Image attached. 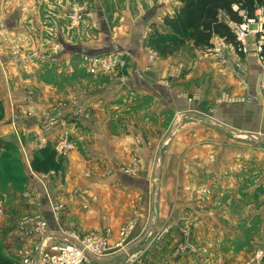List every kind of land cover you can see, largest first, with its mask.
<instances>
[{"label":"rangeland","instance_id":"obj_1","mask_svg":"<svg viewBox=\"0 0 264 264\" xmlns=\"http://www.w3.org/2000/svg\"><path fill=\"white\" fill-rule=\"evenodd\" d=\"M175 5L176 0H0V25L5 24L0 27V59L7 58L9 65H14L12 80L18 88L17 81L24 77L22 84L29 89L26 103L50 108L52 113L45 114L40 121L44 127L50 125L45 132L55 133L52 134L54 142L66 139L73 144V150H77L83 140L81 135L93 131L94 108L114 138L127 136L126 146H134L138 151L134 148L122 160L112 163L114 169L121 172L114 177L118 186L116 199L120 198L123 187L131 185V177L138 179L141 168L149 170L148 178L153 185L158 182V174L167 165L166 152H171L178 137L193 134L198 139L197 147L207 138H222L223 144L215 146L217 152L234 155L232 165L236 167L228 166L223 173L224 192L205 194V178H193L191 184L197 189L187 195L180 215L172 214L176 219L174 223L156 228L150 210L148 224L141 235L146 234V237L139 244L131 241L136 219L119 228L116 239L110 242L112 247L119 246L107 257L109 264H205L204 261L208 264H264V60H261L263 71L259 82L263 99L258 98L257 103H253L252 86L247 80L251 72L244 63V67L235 63L229 65L240 79L246 77L242 79L246 92L243 96H225L222 91L225 81L220 78L223 74L206 69L203 75L196 77L197 89L193 90L190 82L182 84L183 91L174 87L173 79L185 72L184 62L195 61L193 66L198 64V68L207 58L205 52L196 51L188 44L162 56L150 42L154 26L164 29L156 13L160 11L164 20L173 15ZM166 8L171 9V15H164ZM8 23L13 27H7ZM229 50L226 47L216 53H206L208 57L220 55L224 63L236 54L233 48ZM141 57L145 64L169 63L168 68H164L167 69L165 75L156 82L166 90L187 94L188 100L196 95L195 106L189 110L181 103L172 105L166 101L161 107L155 95L140 97L123 93L131 85L130 75ZM153 87L161 92L160 88ZM81 102L85 103V109L78 119L75 108ZM68 105L73 108L67 109ZM67 110L74 113L65 114ZM79 120L86 125L83 134L78 130L83 124L79 125ZM212 125L221 129H213ZM9 136L12 138V133ZM27 144L23 146L26 153L30 150ZM52 146L57 155L54 164L59 168L52 172H69L67 155L73 150L60 152L57 146ZM180 146H177L179 154L188 147L184 145L179 149ZM21 186L18 182L12 184L14 190L22 189ZM169 196L166 192L164 199L169 200ZM3 197L1 213L11 201V196L6 199L4 194ZM221 199L227 202L225 214L229 222L223 226L225 235L216 237L206 234L209 226L204 225L202 216L207 200L220 204ZM56 205L53 202V211ZM171 205L165 209V218L173 210ZM30 217L45 220L40 215L20 218L22 221ZM40 248L29 251L21 246L17 250L18 258L23 264H35Z\"/></svg>","mask_w":264,"mask_h":264},{"label":"crops","instance_id":"obj_2","mask_svg":"<svg viewBox=\"0 0 264 264\" xmlns=\"http://www.w3.org/2000/svg\"><path fill=\"white\" fill-rule=\"evenodd\" d=\"M179 4L176 0L175 6L178 7ZM165 10L166 13L164 15L167 13L171 15V9L166 8ZM255 15L257 20L264 22V7L258 8ZM156 16L161 21L162 27H164L160 11L156 13ZM7 27L11 28L13 26L8 23ZM250 27L253 30L256 29L255 24H251ZM219 38H214L213 48L220 43ZM258 38L259 35L257 34L254 39ZM188 46L192 47V44L190 43ZM213 48L205 51L198 50L205 52L207 56L204 60L205 63H201L198 68V64L195 68L193 66L195 61H183L186 64L185 72L181 77L173 79L172 84L174 87L177 86L183 91L181 89L182 84L190 82L193 84L192 89H197L196 77L203 75L201 73L206 69V71L209 70L211 73L219 72L223 74L220 78L225 81L222 90L225 92V96H243L246 92L242 88L244 86L243 81H245H242V79H246V77L240 79L229 67V65H232L231 63H235V65L240 63L243 67L245 64V67L247 66L251 72L247 80L250 81L249 85L252 86L253 103H257L258 98L262 100L263 96L259 90V82L263 71L262 62L253 55L239 56L231 54V59H225L226 61L223 63L220 55L218 57L214 55L208 57L206 52H214ZM195 50L197 51V49ZM227 50L231 51L229 48ZM143 59L144 57H141L140 60H136V70L132 72L129 78L131 79V85L123 93L140 97L155 95L158 101L157 104L161 107H164L166 101L167 103H172V105H180L181 103L182 107L185 108L186 106L189 110H191L192 106H195L196 103L193 102H195L194 96L196 95L188 100L187 94L182 92L178 94L173 90H166L164 86L160 87V83L156 82V80L160 81V77L165 75L164 73H166L167 69L164 68H168L169 63L160 62L156 65H150L148 63L145 64ZM2 60L0 59V102L3 106V116L0 119V157L5 150L11 152V156L22 165L26 181L23 185L20 183L22 189L17 190L12 188V184L17 182L9 181L6 185L3 183L0 185V202L3 203L5 201L4 194L6 199L8 195L11 196L12 201L5 206L2 213L0 212V256L13 261L15 264H23L21 259L18 258L19 253L17 252L21 246H25V249L29 251L41 247L40 239L30 232V228L20 226V217L24 215H40L43 217L48 223V233L57 239H61L63 235L76 233L80 235L88 233L105 235L110 232L111 240H115L119 228L127 221L136 219V227L131 241L137 243L143 237L141 235L148 224L150 210L154 215V206L157 209L156 228L165 223L175 222L176 219L172 214L180 215L185 207L183 202L187 201V195L190 196L189 194L197 189L191 184L193 178L202 176L205 178L206 185L203 188L205 194L224 192L223 181L225 176L223 173L228 166L231 168L236 167L232 165L234 155H224L217 152L218 149L215 146L223 144L222 138H207L202 143H199L200 146L197 147L195 143L197 137H193V134H188L189 136L186 138L178 137L171 152H166L167 165L158 174V182L153 185V182L148 178L149 170L141 168L143 170L139 172L138 179H135L137 178L136 176L131 177L133 178L131 185L123 187L124 190L121 192L120 198L116 199L118 186L114 183V177L119 176L121 172L118 169H114L112 163L116 160H122L135 147L126 146L127 136L114 138L107 130V123L103 122L97 115L96 108H94L95 118H92L94 119L92 122L93 131L86 134V136L81 135L83 139L81 146L77 150L71 151L69 156L67 155L68 169L70 171L65 174L62 171L56 173L51 171L47 174L34 172L31 168V160L34 153L49 142L54 147L60 142H54L52 134L55 135V133L45 132V127L42 126L40 121L45 114L52 112L49 110L50 108H41V105L34 104L32 106L26 103V91L29 89L25 88V84H22L25 83L24 77L22 76L23 79L20 78L17 81L20 83V88H18V84L15 85L12 80V73L15 71L14 65H9L7 58L2 57ZM227 61L230 63H226ZM153 85L158 90L160 88L161 92L155 91ZM186 90H189V87ZM185 92L188 93V91ZM84 104V102H81L75 108L78 119L84 112ZM72 108V106H67V109ZM71 112L73 111L67 110L65 114H70ZM64 117L66 119V116ZM78 124H82L78 130L83 134L86 129L85 122L79 120ZM212 127L213 129H221L220 126L212 125ZM98 129H103L104 131ZM7 133H9L8 136H6ZM11 133L12 138L9 136ZM246 133L251 134L249 132ZM22 134L26 135V137ZM251 137L254 139L253 135ZM44 138L47 139V143L41 142ZM6 143L12 145L9 150L5 147ZM26 143H28L27 146H30L28 153L23 152V146ZM178 145H181L179 149H183L184 145L188 147L179 154L177 153ZM135 150L136 152L138 151L136 148ZM141 158L142 160L146 159L145 157ZM235 158L238 161L237 156ZM171 183L172 185H170ZM142 184H144V188H142ZM218 185L220 186V191L217 190ZM6 190L8 193H6ZM166 192L170 194L169 200L164 199ZM53 202L63 206L60 212L56 213L53 211ZM170 205L173 210L165 218V209L170 208ZM194 206L197 207L196 204ZM227 210V202L223 199L220 200V204L212 202V200L205 202V213L202 217L204 225L209 226V229L205 230L206 234H214L216 237L220 234L225 235L223 226L229 222V219L226 218ZM258 220L256 219V221ZM231 221V223H237L236 220ZM252 223H255V219L252 220ZM218 226L220 227L218 228ZM225 237L224 239H226ZM212 239L214 240L213 237ZM148 240L149 238L146 239V241ZM106 260L107 258L95 259L94 261L95 264H109L111 262ZM204 263L208 264V261H204Z\"/></svg>","mask_w":264,"mask_h":264},{"label":"trees","instance_id":"obj_3","mask_svg":"<svg viewBox=\"0 0 264 264\" xmlns=\"http://www.w3.org/2000/svg\"><path fill=\"white\" fill-rule=\"evenodd\" d=\"M180 4L173 15L163 20L164 29L153 27L150 42L162 56L170 55L187 44L197 50L213 48L216 37L224 39L232 46L237 45L228 21L241 23L244 19L256 18L258 8L264 7V0H177ZM225 15V17H224ZM243 56V54H240ZM3 116V106L0 102V119ZM12 145L6 143V149ZM50 144L37 150L31 160V168L37 173L58 171L56 151ZM0 182L6 185L9 181H26L24 169L11 152L4 151L0 157ZM0 264H15L0 256Z\"/></svg>","mask_w":264,"mask_h":264},{"label":"built area","instance_id":"obj_4","mask_svg":"<svg viewBox=\"0 0 264 264\" xmlns=\"http://www.w3.org/2000/svg\"><path fill=\"white\" fill-rule=\"evenodd\" d=\"M229 26L235 35L237 45H227L228 43L219 38V44L212 50L218 52L221 49L233 48L236 54L244 56H256L260 61L264 60V22L256 18L244 19L241 23L228 21ZM255 24L256 29H251L250 25ZM258 39H254L256 35ZM253 37L251 40L250 38ZM241 67L242 64H237ZM50 125H46L48 131ZM42 143H47L44 138ZM57 150L71 151L74 149L73 144L66 139H62L57 145ZM62 205L58 204L54 207V212L58 213L62 209ZM31 218V219H30ZM25 218L21 221L20 226L30 228V232L35 234L41 241V248L35 264H95V259H104L109 257L115 247L111 245L110 232L107 234H69L63 235L61 239H57L48 233V223L39 217ZM133 226L131 227V229ZM34 264V263H32Z\"/></svg>","mask_w":264,"mask_h":264},{"label":"water","instance_id":"obj_5","mask_svg":"<svg viewBox=\"0 0 264 264\" xmlns=\"http://www.w3.org/2000/svg\"><path fill=\"white\" fill-rule=\"evenodd\" d=\"M5 26V24L4 23H2L1 25H0V27L1 28H3ZM90 54H92V53H90ZM249 135H251V134H249ZM154 215H155V217H154V219H153V225H155L156 224V221H157V209H156V207L154 206ZM146 237V234L141 238V240H139L138 242H137V244H139L141 241H143V239Z\"/></svg>","mask_w":264,"mask_h":264}]
</instances>
